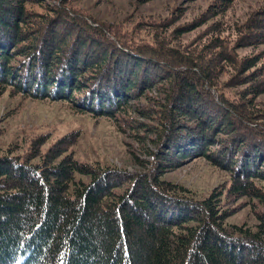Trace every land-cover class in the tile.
Listing matches in <instances>:
<instances>
[{
  "label": "trees",
  "instance_id": "obj_1",
  "mask_svg": "<svg viewBox=\"0 0 264 264\" xmlns=\"http://www.w3.org/2000/svg\"><path fill=\"white\" fill-rule=\"evenodd\" d=\"M55 1L0 0V90L112 118L151 159L82 161L77 132L0 154V264H264V52L238 54L264 45V5L233 39L216 19L233 0H216L183 23L145 17L137 40ZM198 157L229 184L199 197L165 178ZM243 198L261 206L252 226L228 223Z\"/></svg>",
  "mask_w": 264,
  "mask_h": 264
},
{
  "label": "rangeland",
  "instance_id": "obj_2",
  "mask_svg": "<svg viewBox=\"0 0 264 264\" xmlns=\"http://www.w3.org/2000/svg\"><path fill=\"white\" fill-rule=\"evenodd\" d=\"M53 4L55 0H50ZM216 0H79L76 5L95 18L106 21L120 31L125 38L144 40L148 32L134 26L148 16L167 17L172 11L185 13L182 23L200 15ZM264 5V0H233L224 15L216 19L223 24L226 35H230L236 24L246 19L252 11ZM34 9H38L34 6ZM205 26L184 35L183 42L194 39ZM233 34V33H232ZM234 34L232 35L233 39ZM264 52V45L238 50L240 56ZM264 102V95L259 98ZM78 133L73 151L76 157L90 163L143 171L141 164L151 159L144 152L148 144H140L129 131L121 130L117 122L108 117H96L82 113L64 101L40 100L16 94L10 89L0 90V154L9 148L16 153L25 151L31 140L41 134L49 136L47 145L69 133ZM167 180L188 187L199 197H205L215 189L229 184L231 175L198 157L187 160L182 166L165 175ZM231 205H229L230 207ZM261 206L256 200L243 198L227 218L228 223L252 226L257 223V212Z\"/></svg>",
  "mask_w": 264,
  "mask_h": 264
}]
</instances>
